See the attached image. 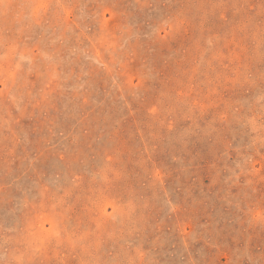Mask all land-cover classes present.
<instances>
[{"label":"rangeland","instance_id":"obj_1","mask_svg":"<svg viewBox=\"0 0 264 264\" xmlns=\"http://www.w3.org/2000/svg\"><path fill=\"white\" fill-rule=\"evenodd\" d=\"M0 264H264V0H0Z\"/></svg>","mask_w":264,"mask_h":264}]
</instances>
